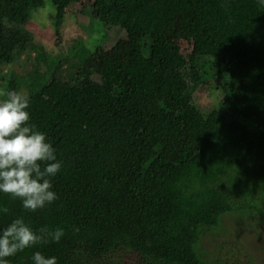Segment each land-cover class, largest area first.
Masks as SVG:
<instances>
[{
	"label": "trees",
	"instance_id": "obj_1",
	"mask_svg": "<svg viewBox=\"0 0 264 264\" xmlns=\"http://www.w3.org/2000/svg\"><path fill=\"white\" fill-rule=\"evenodd\" d=\"M37 1L0 0V65L15 62L18 41L26 42L21 50L31 47L20 37L28 36L32 9L49 2L59 14L75 0ZM89 10L104 32L124 31L132 51L121 59L123 43L95 72L78 41L64 57L67 67L78 61L73 72L48 69L57 85L39 67L22 79L52 100L30 102L28 111L31 123L51 122L44 132L62 162L52 181L58 199L30 213L0 193L9 209L0 227L23 216L33 231L60 227L65 235L9 264H32L36 251L58 264H103L123 252L136 264H209L198 247L202 231L245 210L264 221V9L256 0H96ZM208 83L222 95V110L193 102ZM9 85L7 78L0 99ZM185 129L193 133L168 159L164 148Z\"/></svg>",
	"mask_w": 264,
	"mask_h": 264
},
{
	"label": "rangeland",
	"instance_id": "obj_2",
	"mask_svg": "<svg viewBox=\"0 0 264 264\" xmlns=\"http://www.w3.org/2000/svg\"><path fill=\"white\" fill-rule=\"evenodd\" d=\"M95 2L96 0H75L69 5H64L62 13L59 12L61 16L57 12V7L49 2L42 4L38 9H32L31 18L24 28L28 32V38L20 37L28 40L27 44L31 47H24L21 50L26 42L19 39L20 42L18 41L15 49L10 52L16 55L15 62L0 65V87L8 78L11 90L27 95L31 103L51 105L52 100L43 94L38 86L44 83L43 80L51 77L48 76L50 68L57 69L61 76L66 75V71L75 70L73 68L78 61H70V67H67L68 62L64 57L70 48L76 47L78 41L84 44L82 58H88L87 65L91 66L90 68L95 72H99L102 65L110 61L111 57L117 53L118 47L123 46L125 42L130 43L128 41H131V38L124 31L106 33L101 28L100 22L97 20L93 22L89 9H92ZM37 3L40 1L38 0ZM130 45L125 44L126 49L119 51L121 59L132 51V48H129ZM179 46L183 55H190L192 52L191 44L186 41H181ZM36 67H39L37 74L44 75L43 80L37 85L38 88L32 84L24 85L22 79L32 76ZM52 76L48 83L57 85L59 76L56 73ZM94 79L98 77L95 75ZM237 86L239 90L243 87L241 84ZM239 90L235 92V97L238 99L240 98ZM192 100L204 112L214 108L222 110V95L209 83L201 85L193 93ZM33 124L44 132L49 129L51 122L38 119ZM192 133L193 130L185 129L164 148L163 155L168 159L174 158L181 143ZM243 143L250 145L246 139ZM237 203L239 204L240 201L238 200ZM201 233L198 247L204 251L201 257L209 264H264V221L263 216L256 211L245 210L242 215L230 213L222 218L221 225L217 229L204 230ZM133 256L123 252L119 257L120 260H105L103 264L139 263L140 260Z\"/></svg>",
	"mask_w": 264,
	"mask_h": 264
},
{
	"label": "clouds",
	"instance_id": "obj_3",
	"mask_svg": "<svg viewBox=\"0 0 264 264\" xmlns=\"http://www.w3.org/2000/svg\"><path fill=\"white\" fill-rule=\"evenodd\" d=\"M264 9V0H256ZM0 99V193L19 200L25 212L34 213L53 204L58 196L53 190V179L62 169L56 149L46 133L30 122V98L17 91H9ZM9 209L0 206V214ZM78 230V229H77ZM64 229L47 226L36 231L23 216L0 227V264L9 258L41 243H59ZM32 264H58L55 256L33 253Z\"/></svg>",
	"mask_w": 264,
	"mask_h": 264
}]
</instances>
